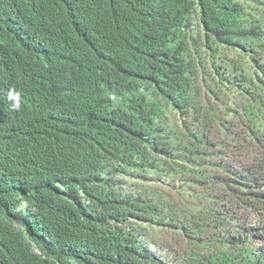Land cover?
<instances>
[{"label":"trees","instance_id":"trees-1","mask_svg":"<svg viewBox=\"0 0 264 264\" xmlns=\"http://www.w3.org/2000/svg\"><path fill=\"white\" fill-rule=\"evenodd\" d=\"M0 14V61L32 69L0 64V264H264V0ZM168 227L188 242L160 253L145 235Z\"/></svg>","mask_w":264,"mask_h":264},{"label":"rangeland","instance_id":"rangeland-1","mask_svg":"<svg viewBox=\"0 0 264 264\" xmlns=\"http://www.w3.org/2000/svg\"><path fill=\"white\" fill-rule=\"evenodd\" d=\"M176 186H178V184L175 181V186L172 185V187H176ZM159 187H160L162 193H164V195L166 197L172 198L174 201L177 202L176 204L182 205L179 208H182L183 205L190 204V200H184V203L178 202V199L175 196L174 191H172V189H170V184H163L162 183ZM210 205L212 206V208L214 207V205H212V204H210ZM172 212H173V210L171 208V213ZM230 214H232V216H237L233 211ZM221 217H222L221 215H219L218 213H215V212H213V214L208 213L207 217H206V222H204L203 220L200 222L202 224H209L211 221V223H210V225H211V224H214V222L217 223V221L221 220ZM205 228H206L205 232H207V233L211 232L210 226L205 227ZM145 236L149 240H151L155 243V246L159 250L160 253H165V252L171 253L173 250L177 251L178 249H180V247H179L180 245L184 246L188 242V239L186 237L179 236L177 233L172 232V229L169 227L164 228V230H162L158 233L150 232L149 234H146Z\"/></svg>","mask_w":264,"mask_h":264},{"label":"clouds","instance_id":"clouds-1","mask_svg":"<svg viewBox=\"0 0 264 264\" xmlns=\"http://www.w3.org/2000/svg\"><path fill=\"white\" fill-rule=\"evenodd\" d=\"M3 19H5V18L2 17V15H1L0 16V24H2V20ZM14 21L19 24V28H18L19 31H21L22 29H26V27H24V25L22 24V21H21L20 17L17 16L16 14L14 16ZM43 39H44V36H36V35H34L32 33L31 39L26 41V42L21 43V45H23V46H25L27 48L38 49L40 46H42ZM0 64L2 66H4L5 68H7L8 70H11V69L18 70V71H29V70H32V69L20 68L14 62L13 59L12 60H2V61H0ZM5 97H6L7 101L9 102V108H10L11 111H20L22 109L20 93L17 92L15 89H12V88L8 89L6 91V93H5ZM22 119H23L24 122H28L29 121L28 112H23ZM41 119H43V118L41 117ZM38 183H42V181L39 180ZM20 187H23V188H16V189L21 190V189L26 188L24 186H20ZM22 208H23V205L21 207H17L16 206L14 210H11V212L12 213H18L17 210L22 209ZM40 240H42V241H44L46 243L50 242V240L45 238V237H42Z\"/></svg>","mask_w":264,"mask_h":264}]
</instances>
